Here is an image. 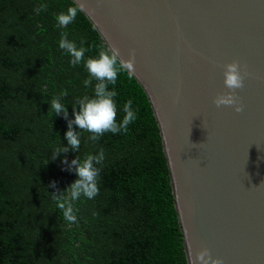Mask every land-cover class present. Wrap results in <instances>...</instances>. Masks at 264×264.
<instances>
[{"label": "trees", "instance_id": "trees-1", "mask_svg": "<svg viewBox=\"0 0 264 264\" xmlns=\"http://www.w3.org/2000/svg\"><path fill=\"white\" fill-rule=\"evenodd\" d=\"M40 4L48 8L36 13ZM72 6L78 7L72 0H0V264H188L158 122L126 69L115 100L118 123L129 99L138 108L127 133L106 132L93 143L87 139L92 133L73 125L79 152L52 159L68 146L77 100L94 97L97 81L83 83L89 79L85 62L101 47L109 49L82 11L73 23L56 26V17ZM61 32L78 47L86 41L89 50L75 67L59 48ZM64 90L67 118L49 110ZM101 148L99 194L74 201L77 223H70L52 194L78 179L73 160Z\"/></svg>", "mask_w": 264, "mask_h": 264}, {"label": "water", "instance_id": "water-1", "mask_svg": "<svg viewBox=\"0 0 264 264\" xmlns=\"http://www.w3.org/2000/svg\"><path fill=\"white\" fill-rule=\"evenodd\" d=\"M72 1L121 59L135 50L188 264L205 249L223 264H264V0ZM232 62L248 73L240 113L214 103L231 91Z\"/></svg>", "mask_w": 264, "mask_h": 264}, {"label": "clouds", "instance_id": "clouds-1", "mask_svg": "<svg viewBox=\"0 0 264 264\" xmlns=\"http://www.w3.org/2000/svg\"><path fill=\"white\" fill-rule=\"evenodd\" d=\"M47 4H40L34 8L36 13L46 11ZM84 10V5L81 2L79 7L72 6L66 12L60 13L56 17L58 28H63L73 23L78 15V12ZM94 13V9H90ZM61 39L59 41V48L71 56L70 63L73 67L77 66L84 60L85 53L89 50L84 47L85 40L80 41L78 47L75 42L70 41L65 32H61ZM121 52L118 47L111 46L110 49L101 47L97 58H89L85 62V68L89 73V79L84 80V86L87 88L92 85L93 79L97 81L94 87V97L84 96L77 100L79 108L73 106L75 119L69 121L66 132V139L68 146L57 148L52 155V159L60 154H67L70 150L79 152L81 139L80 132L73 130V125L78 126L81 130H86L92 133L87 139L93 143L106 133L119 134L121 132L127 133L128 126L133 123L138 117V108H133V101L129 99L123 106L125 115L121 122H117L118 106L115 98L118 92L115 90L118 75L127 70L130 75L136 72V53L135 50L128 52V59L120 58ZM119 60V63H118ZM248 73L241 72L239 62H232L225 65L224 77L225 86L231 91L226 95L218 96L214 103L217 107L231 106L234 107L237 113L243 112V106L238 104L235 90L241 89L244 86V79ZM109 85H112V90H109ZM68 92L61 91L60 94L54 97L50 102V109L57 115H63L67 118V106L62 102L66 98ZM105 160V153L103 148L99 150L97 155H88L82 161L79 156L73 160L70 169L74 168L78 179L75 180L65 191L59 195L52 194V198L56 201L57 206L62 210L65 220L70 223H77L76 209H74L73 202L84 196L92 199L99 194V176L101 168L97 165H102ZM67 164V160L64 161ZM196 261L199 264H223L221 259H213L210 252L205 249L196 255Z\"/></svg>", "mask_w": 264, "mask_h": 264}]
</instances>
